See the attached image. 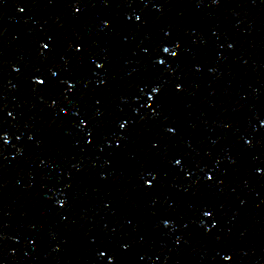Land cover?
Here are the masks:
<instances>
[{"label": "water", "instance_id": "95a60500", "mask_svg": "<svg viewBox=\"0 0 264 264\" xmlns=\"http://www.w3.org/2000/svg\"><path fill=\"white\" fill-rule=\"evenodd\" d=\"M0 264H264V15L0 0Z\"/></svg>", "mask_w": 264, "mask_h": 264}]
</instances>
